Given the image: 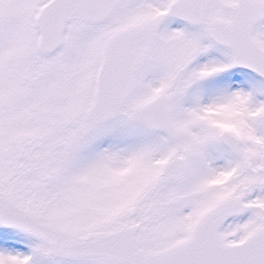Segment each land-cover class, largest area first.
Listing matches in <instances>:
<instances>
[{
    "label": "snow or ice",
    "instance_id": "1",
    "mask_svg": "<svg viewBox=\"0 0 264 264\" xmlns=\"http://www.w3.org/2000/svg\"><path fill=\"white\" fill-rule=\"evenodd\" d=\"M0 264H264V0H0Z\"/></svg>",
    "mask_w": 264,
    "mask_h": 264
}]
</instances>
